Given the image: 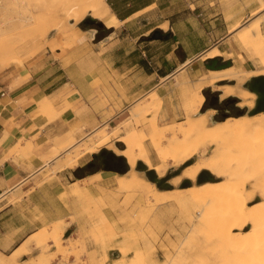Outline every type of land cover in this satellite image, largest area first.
<instances>
[{
	"label": "rangeland",
	"instance_id": "obj_1",
	"mask_svg": "<svg viewBox=\"0 0 264 264\" xmlns=\"http://www.w3.org/2000/svg\"><path fill=\"white\" fill-rule=\"evenodd\" d=\"M82 1L0 0V44H2L0 51H3V58H6L7 61L2 66L0 64V79L14 78L10 84V88H13L25 81L30 72L39 74L42 79L43 76L49 74L58 75L62 73L61 69L57 71L58 68H62L69 78H78L84 74L90 76L91 72L95 70L103 79H107L113 69V64L118 58L114 55L118 48L124 47L126 51H129L131 47L138 43L142 46L159 44L164 38L162 36L160 39L153 40L152 36L155 31L162 35L168 34L169 38L171 37V33L166 32L167 23L146 34L149 29L160 21L159 16L154 11L133 19L124 26L118 24L115 28H109L110 24L107 25L105 21L101 22L100 20H96L99 22L100 28H90L87 24L81 27L80 24L90 16L88 11H86L80 22L75 23V20L70 19L62 10L79 4L80 11L82 10L83 13L84 3ZM209 2L214 4L209 7ZM262 2L264 0H189L190 8H196L195 15L200 14L194 19L186 16L188 3L185 0H170V3H166V6H169L168 14H174L172 16L174 22L178 20L183 22L188 19L198 29L194 35L191 50L201 43L199 37L206 36L209 30L212 38H220L224 35L226 29L232 30V28H235L225 37V44L219 48L220 52L213 48L202 55L198 68L195 67L198 73L194 82L190 83L184 77H176L170 79L167 85L168 90L172 93L170 98L175 106H179V109L186 115L198 113L196 118H192L193 121L198 120L199 114H206L207 127H212L217 123H221L223 114L228 116L226 120L237 119L236 106L241 102L238 98L237 103L232 104L236 110L224 111L218 114L216 109L223 101L231 98L224 97L220 89L227 86L233 87L235 82L220 81L208 85V73L211 70H208L205 64H209L211 59H218L217 66L228 61L231 62V66L226 69L233 67L243 72L260 69L258 61L248 57L250 53L239 43L234 31L236 29L243 30L248 24L259 23L260 31L264 35V10H260ZM82 7L83 9H81ZM177 11L180 12L178 14L182 15H178ZM80 13L77 12L76 16ZM216 13H221L223 16L217 15L218 21H213L216 17L211 16ZM63 18L68 20L65 21ZM205 23L209 29L203 27ZM101 28H104V30L102 31ZM105 30L108 31L107 36L99 39L98 36H102ZM86 43L89 46L86 47ZM91 43L94 45L93 52L98 53V57L91 56ZM11 49L14 54H7ZM255 49H253V53H256ZM176 52L181 53V49L179 48ZM212 54L218 55L209 58ZM240 58L246 62L249 59L250 61L243 66ZM20 72L24 77L17 76ZM110 76L111 79L105 81L115 86V90L120 95V98L115 99V101L120 100L117 103V105H120V102L126 98L124 97L125 92L123 93L125 87L132 85L131 90L134 91L137 88L138 77L126 84L118 76H112L111 74ZM105 81L103 83H106ZM245 84L246 82L241 86L243 89H245ZM197 89L204 97L205 110L203 113H200L201 108L194 111L193 98ZM150 93L136 100L121 111L119 115L109 117L105 114L102 116V120L105 119V121H100V125L96 129L86 135H84L85 130L80 131L83 136L79 140H76L70 132L61 137L47 135L45 153L42 152L43 147L27 145V152H32L35 149H37V152H42L40 158L43 163L51 157L57 160L53 166L48 165L40 177L35 176L31 181V186L36 188L41 186L43 182L50 183L49 186L52 187L50 198L48 199L46 194L39 191L34 193V203L36 206L45 207V211L46 207H50L52 223L31 236L21 248L18 256L26 252L25 247L28 243L29 250H31L30 245L35 247L32 254L22 259L19 257L16 259L14 257H0V264H238L239 260L236 253H240V250L235 246L242 240L248 242L251 247L253 244L256 245L257 240L254 237L252 238L250 233V224H247L243 230L230 229L229 224L224 226L218 224L219 220L226 219L229 216L232 208L237 210L234 199H230L228 204L224 206L202 205L194 197L192 199L189 190L194 187L205 186V184L206 186L207 184L211 185V187L208 186L209 188L206 187L205 193L207 191L227 193L225 188L227 183L225 182H227L229 171L225 169H221V174H219L220 172L216 174L212 171L211 174L209 171H204L197 175L195 184L189 179H183L184 177L181 176L183 170L193 166L202 156L196 155L179 166L171 164L169 161L162 178L179 172L168 181L171 190H158L154 184L147 181L144 173L136 170L137 163L132 170L123 175L116 172L105 174L108 178L106 183L109 188H100L95 195L86 191L83 180L76 179L73 172L77 168H84L89 164L93 154H97L107 147L118 152L123 151L125 146L117 142L118 139L132 132H145L148 136L149 132L152 133L154 123L161 131H166L164 134L166 137L160 139L163 148H166V146L171 147V142L172 144H180L183 139L192 141L194 138L199 139L203 136L202 129L199 126L197 132L191 131V125H188L190 117L186 118L185 122L180 125L165 127L164 121L159 118L163 101L162 95L159 98L156 94ZM215 94L219 95L218 104L216 107L211 108L209 103L213 100ZM188 101L192 104V107L187 104ZM94 108L96 110L101 107L94 105ZM242 108L250 110L246 107ZM39 113L40 115H47L49 121L60 115V112L52 106L48 109H39ZM147 115H150V119H146ZM241 117L251 118L246 113ZM92 118L94 119V115L84 114L82 116L83 127L92 125ZM140 120L144 124H141ZM171 129L175 134L171 133L173 131L169 132ZM258 129V131L249 132L250 135L248 136L246 134L243 136L245 140L249 141L248 143L253 142V146L259 145L256 147L257 149L252 148L254 152L250 149L259 156V161L254 164L256 166L253 170L251 168L240 170L242 168H238L237 163L232 162L233 165L231 164L233 168L231 172L234 175L233 180L240 182V185L247 182L245 183V196L246 198L252 196L253 199L251 198L246 207L255 209L253 212L254 217L264 216V192H261L264 191V171H262L264 169V156L260 157V154L264 155L261 152V149H264L261 145L264 144L262 143L264 142V128L261 131L260 128ZM107 134H111L113 138L106 144L99 145L102 137ZM240 137L233 136L232 140L228 137V140L224 139L225 149L227 148L231 152L235 151L236 147L239 146ZM201 139L199 140L201 141ZM234 143L235 148L233 150ZM143 144L147 156L149 151L151 153L153 159L151 165L160 167V160L150 140L146 138ZM90 148H92L91 153L88 151ZM213 149L214 147L207 146L206 154L203 156L204 159L210 157ZM258 149L260 150L259 153L257 152ZM250 153L247 154L252 155ZM189 162H192V164L182 169ZM81 164L84 165L80 167ZM77 165L79 167H76ZM234 167L237 169L234 170ZM66 168H70L66 179L61 180V182L56 180L54 178L56 172ZM96 170L85 171V173L88 174V172H95ZM131 172L138 173L140 178L142 177L150 185H153V190L162 193V195L164 194V196L160 199L152 198L147 194L150 190L138 184L135 187L124 186L120 188L115 177L112 176L114 174L115 176L128 178ZM202 174L208 176L204 177ZM52 177L53 179L50 180ZM258 180L259 185L256 186L257 189L255 188L253 193L251 191L254 189L253 182ZM186 181L188 183H185ZM60 183L63 187H60ZM72 183L75 184L71 185ZM167 196L169 197L166 198ZM262 245H264V242H262ZM259 247L256 246L257 249L253 254L254 256H252L253 264H256L257 258L261 255L262 248H264ZM251 249L253 251V248ZM248 254L245 255L244 259Z\"/></svg>",
	"mask_w": 264,
	"mask_h": 264
},
{
	"label": "crops",
	"instance_id": "obj_2",
	"mask_svg": "<svg viewBox=\"0 0 264 264\" xmlns=\"http://www.w3.org/2000/svg\"><path fill=\"white\" fill-rule=\"evenodd\" d=\"M104 1L110 9L109 28H115L118 24L124 26L133 19L154 11L160 21L146 34L167 23L166 32L171 33V37L154 46H142L138 43L129 51H126L124 47L115 51L114 55L118 58L112 66L113 69H110V74L118 76L126 84L138 77L137 88L134 91L131 90L132 85L125 87L123 93L125 92L124 97L126 98L120 102V105H117L120 100L115 101L120 98L115 86L105 81L111 79L110 74L107 79H103L95 70L91 72L90 76L84 74L78 78H69L62 68L57 70L61 69L62 73L49 74L43 76L42 79L39 74L30 72L25 81L13 88H10V84L14 78L0 79L1 258L14 257L16 259L19 257L22 259L32 254L35 247L30 245L31 250H29L28 243L25 247L26 252L18 256L21 248L31 236L52 223L50 207H46L45 211V207L36 206L34 203V193L39 191L46 194L48 199L50 198L52 192L50 183L43 182L38 188L31 186V181L35 176L40 177L48 165L53 166L57 161L53 157L45 160L44 163L41 161L42 152L45 153L44 149H46L47 135L61 137L70 132L76 140H79L83 136L80 131L85 130L84 135H86L96 129L100 125V121H105V119L102 120V116L105 114L109 117L119 115L129 105L150 92L159 98L162 95L163 101L159 118L164 121L165 127L180 125L188 117L196 118L198 113L186 115L179 109V106L172 103L170 98L172 93L168 90L167 85L170 79L176 77H184L186 81L194 82L198 73L195 67L198 68L202 55L213 48L220 52L219 48L225 44V37L235 29H226L220 38H212L209 30L206 36L199 37L201 43L191 50L190 47H192L194 35L198 29L188 19L183 22L173 21L174 14H168L169 6H166L170 0ZM185 1L189 2V0ZM211 4L214 3L209 2V7ZM186 9L187 17L194 19L200 16V14L195 15L196 8L191 9L189 3ZM217 15L223 16L221 13H216L211 16L216 17L213 21H218ZM208 23L210 24V21ZM203 27L209 29L206 23L203 24ZM85 46L87 47L89 44L86 43ZM93 48L94 45L91 43V56L98 57V53L93 52ZM179 48L181 53L176 52ZM249 61L250 59L247 62L243 60L241 63L244 66ZM143 65L146 66V69ZM17 76L24 77L22 72ZM119 86L123 88L121 84ZM44 96L48 97L51 106L60 112V115L54 120L49 121L47 115L39 113L38 101ZM94 105L101 108L95 110ZM84 114L94 115L92 125L83 127L82 116ZM146 119H150V115H147ZM140 121L141 124H144L142 120ZM167 135L169 136V134ZM27 145L43 147V151L37 152L35 149L32 152H27ZM148 157L152 164L153 159L150 151ZM82 165L84 164H81L80 167ZM69 169L57 171L54 178L61 182L66 179ZM107 173L109 172L98 171L80 180L85 182L86 191L95 195L100 188H109L106 183L108 178L105 176ZM60 187H63L61 183Z\"/></svg>",
	"mask_w": 264,
	"mask_h": 264
},
{
	"label": "bare ground",
	"instance_id": "obj_3",
	"mask_svg": "<svg viewBox=\"0 0 264 264\" xmlns=\"http://www.w3.org/2000/svg\"><path fill=\"white\" fill-rule=\"evenodd\" d=\"M82 3H84L83 13L81 12L82 10L80 11V7L78 6L79 4L74 5V6H69L67 9L64 8L62 11H65L63 13H66L70 19L75 20V23L80 22L84 18L86 11H88L90 14V17L97 19V20H100L101 22L105 21L107 23V25L110 24L108 22V19L110 18V9L106 5L104 0H83ZM81 9H83V7ZM260 10H264V2L261 3ZM77 12H79V13L81 12V13L78 16H76ZM63 20H65V19L63 18ZM66 20H68V19H66ZM258 24L259 23H256L254 25L248 24L245 26V28L243 30H239V29L237 30L236 29L234 32L237 35L236 38L239 41V43L244 47V49H246L250 53L248 55V57L250 59H256L258 61L259 65H260L259 70H252V71L250 70L248 72H243V71H238V69H235L232 67V68L225 69L222 71H209V73H208V77H209L208 85H213V84H216L217 82H220V81L235 82V86L223 87L220 90H222L224 97L238 98L241 101L240 103H238V107H240V108L246 107L248 109H252L254 106V101L256 99L255 94L249 92L246 89H243L241 86L245 82L250 80L251 78L264 76V35H262ZM66 26H65V28H66ZM57 28L61 29L60 27H57ZM0 43H1V39H0ZM1 45L2 44H0V47H1ZM255 48L256 49L258 48V50H256ZM253 49H255L256 53L252 52ZM257 51H259V52H257ZM2 52L3 51H0V64H1V66L7 62L6 58H3ZM7 54L13 55L14 51H12V49H11L10 51H8ZM217 55L218 54H215V55L212 54L211 56H209V58H214ZM240 59L242 60V58H240ZM40 99L41 100L38 101L39 102L38 103L39 109H48L51 107V103H50V100L48 97L44 96ZM190 99H192V98H190ZM203 102H204V97L200 93V90L197 89V91L194 95V98H193V103L195 104V109L193 108L194 111L195 110L198 111V109L201 108ZM187 104L192 107V104L189 103V101L187 102ZM187 109H185L186 113H188ZM190 110H191V108L189 109V111ZM206 113H208V112H206ZM197 118H198L197 121H193L192 118H189L188 119V125H191V131H193V132L198 131V126H199V128L202 129L203 136L200 137V138H202L201 141L199 140L200 138L199 139L194 138L192 141H187V139H183V142L180 144H176V143L172 144V142H171V145H172L171 147L166 146V148H163L160 139H163V137H166V136H164L166 131L165 130H164V132L161 131V129L158 128L156 123H154L152 126V130H151L152 133H150V132L148 133L149 137L147 136V134L145 132H139V133L132 132L131 134H127L124 137L117 140V142H120L125 146V149L123 151L118 152V151H115L114 149H111L108 147L106 149L109 151H112L117 156L124 157L127 164L130 167V170H132V168L136 165V163L142 162L144 165L147 166L148 170L155 171L159 178L163 177V175L166 171V168H167V164L169 165V161L171 162V164L173 163L174 165L179 166V165L187 162L188 160H190L191 158H193L196 155H199V157L202 156V158H200L198 162L194 163L193 166L187 167L185 170H183L181 176H183L184 178L180 176L181 178L189 179L195 184L197 175L203 173L204 171L205 172L209 171L211 174H212V171L216 172V174H217L221 171V169H225L226 171H229L228 175H227L228 176L227 182H225V183H227V185L225 184L226 185L225 188L227 190L226 191L227 193L222 194L220 191L219 192L207 191V193H205V190H207L206 187H208V186L211 187V185H208V184H207V186L205 184V186H198L196 188L195 187L191 188V190H189V192L192 196V199L194 197L195 200H197L200 204L208 205V206H215V205L224 206V205L228 204L230 199L231 200L234 199V201L236 203L237 210L232 208L230 210L229 216L226 219L219 220L218 224L220 226H224V225L229 224L230 229L231 228L232 229L237 228L238 230H243L247 224L251 225V229H250L251 232L250 233L252 235V238L254 237V239L257 240L256 245L253 244V242H252L253 245L251 247L248 245L249 244L248 242L242 240V241H240L241 243L239 242V244L235 246V248L237 247L240 250V253H236V257H238L237 259L239 260L238 264H253L252 256H254L253 254H254L255 250L257 249L256 246L257 247H259V246L264 247V245H262V242H264V216L254 217L253 212L255 209H248L246 207L252 198V196H250L249 198H246V196H245V193H246V184L245 183H247V182L241 183V185H240V182H238V181H237L238 183L235 182V180H233L234 175L231 172V170H233L232 162L237 163L236 165H239L238 168L239 167L242 168L240 170H246L249 168H251L253 170L254 166H256L254 164H256L259 161V156L256 155L257 153H255V154L253 153L254 152L253 149L254 148L257 149L256 147L259 145H257V143H255L257 146H253L254 145L253 142L248 143L249 141L245 140V138L243 136L245 134H246V136L250 135L249 132H253L256 130L258 131L259 130L258 128H260V131L262 128H264V113H259L257 116L251 117V118L241 117V118L233 119L231 121H229V119H228V120H225L224 122L217 123V124L213 125L212 127H207L208 121H207L206 114L205 115L199 114ZM178 129L180 130L181 127ZM171 131H173V130L171 129L169 132H171ZM171 133H174V131ZM254 134H256V133L254 132ZM172 136H173V134H172ZM233 136H237V137L242 136L243 138L240 137L241 138L240 141L238 139L239 146L236 147L235 151L231 152V150L229 151L227 148H226L227 150L225 149V147H224L225 145H223V140L227 139V137H228V139L231 138V140H232ZM253 137H254V135H253ZM112 138H113V136L111 134L110 135L109 134L104 135L102 137L99 145L106 144ZM146 138H148L150 140L152 146L154 147V149L156 151L155 153H157V156H158L160 163H161L160 167H157V166L153 167L150 163L149 157L146 154V150H145V147L143 144V142ZM262 143H264V142H262ZM234 145H235V143L233 144V150L235 148ZM261 145H262V148H264V144H261ZM207 146H210V147L212 146V147H214V149L211 152L210 157L204 159L203 156L206 154ZM91 149L92 148L88 149V151L90 152ZM241 149H243V150H241ZM250 149L253 152L250 151ZM259 151L260 150L258 149L257 152L259 153ZM91 152H92V150H91ZM248 152L249 153L251 152L252 155L247 154ZM261 152L264 153V149H261ZM262 156H264V155L260 154V157H262ZM260 162H262V161H260ZM257 165L259 166V163ZM256 168H258V167H256ZM236 169L237 168L234 167V170H236ZM259 170H261V169H259ZM262 171H264V169H262ZM219 174H221V172ZM202 175L204 177L208 176L206 174H202ZM113 177H115L117 185L120 188L124 187V186L135 187L138 184V185H142V186H145L146 188H148V190H150V191L147 194L149 196H151L152 198L160 199L164 196V194L162 195V193H157L155 190H153V185H150L147 181L142 179V177L140 178L138 176V173H136V172H131L128 178H125L122 176H115V175H113ZM180 177H179V179H180ZM215 178H217V177H215ZM261 183H262V181H261ZM258 185H259V180L253 182V188L254 189L251 190L253 193L255 191L256 186L258 187ZM151 189H152V191H151ZM223 190H224V188H223ZM247 192H250V191H247ZM261 192H264V191H261ZM247 195H249V194H247ZM165 196H166V194H165ZM168 197L169 196H167L166 198H168ZM253 197H254V195H253ZM228 236H230V235L228 234ZM260 242H261V245H260ZM262 247H259V248H262ZM251 248H253V251ZM262 250H264V248H262ZM262 250H261V255L257 258L256 264H264V252H262ZM258 251H259V249H258ZM247 253H249V254L244 259L245 255ZM231 255H232V253H231ZM233 257H235V256L233 255Z\"/></svg>",
	"mask_w": 264,
	"mask_h": 264
},
{
	"label": "water",
	"instance_id": "obj_4",
	"mask_svg": "<svg viewBox=\"0 0 264 264\" xmlns=\"http://www.w3.org/2000/svg\"><path fill=\"white\" fill-rule=\"evenodd\" d=\"M87 18L91 21L97 20V19H94L90 16H88ZM162 36L164 38L163 40H167L169 38L168 34L162 35L158 31H155L153 36H152V39L157 40V39H160ZM217 63H218V59H211L209 61V64H205V67L211 71H220V70L226 69V68L231 66L230 61H228V62H226L220 66H217ZM244 88L246 90H248L249 92L255 94L256 99L254 101L253 108L250 110H246V109L239 108L238 106H236L237 107L236 118L244 116L245 113L249 117H251V116H254L258 113L264 112V76L251 78L250 80H248L246 82ZM223 102L227 103V104H236L237 98L231 97V98L226 99ZM217 104H218V98L216 96H214L213 100L209 103V106L211 108H213ZM227 118H228V116L226 114H223L221 122L225 121ZM93 159H96L97 164H98L97 168H95V169H99L101 171L116 172L120 175H123L130 170V167L127 164L124 157L117 156L112 151H109L106 149L101 150L97 154H93ZM190 164H192V162L185 164L182 167V169L189 166ZM86 167L87 168H94L95 166L93 165V163H89L86 165ZM136 170L138 172L144 173V176L147 179V181L154 184L158 188V190H161V191L162 190L163 191L164 190H171V185L168 183V181L172 177L176 176L179 173V172H176L173 175L169 174V175L165 176L164 178H159L155 171L148 170L147 166L144 165L142 162L137 163ZM200 179L202 180V178H200ZM185 183H188V181H186Z\"/></svg>",
	"mask_w": 264,
	"mask_h": 264
},
{
	"label": "trees",
	"instance_id": "obj_5",
	"mask_svg": "<svg viewBox=\"0 0 264 264\" xmlns=\"http://www.w3.org/2000/svg\"><path fill=\"white\" fill-rule=\"evenodd\" d=\"M84 24H87L90 28H100V25H99V22H97L96 20L95 21H91L89 20L88 18H86L80 25L81 27H83ZM102 31L104 30V28H101ZM99 33V32H98ZM107 33L108 31L105 30V33L101 36L99 35L98 38L99 39H103L107 36ZM144 69H146V66L143 65ZM148 71V70H147ZM218 110V114L220 113H223L224 111H233V110H236V108L232 105V104H227V103H224L222 102L220 105L217 106L216 108ZM205 110V103L203 104V106L201 107V110H200V113H203ZM94 170V169H91V168H87L86 166L84 168H77L73 174L74 176L76 177V179H82L88 175H91V174H94L96 172L99 171V169H95L96 171L95 172H88L85 173V171H90V170Z\"/></svg>",
	"mask_w": 264,
	"mask_h": 264
},
{
	"label": "flooded vegetation",
	"instance_id": "obj_6",
	"mask_svg": "<svg viewBox=\"0 0 264 264\" xmlns=\"http://www.w3.org/2000/svg\"><path fill=\"white\" fill-rule=\"evenodd\" d=\"M215 96L218 98L219 97V95L218 94H215ZM212 100V99H211ZM210 100V101H211ZM217 105H215V107H216ZM90 163H93V165L95 166L94 168H91V169H95V168H97V166H98V164H97V160L96 159H93L92 158V160H91V162Z\"/></svg>",
	"mask_w": 264,
	"mask_h": 264
}]
</instances>
